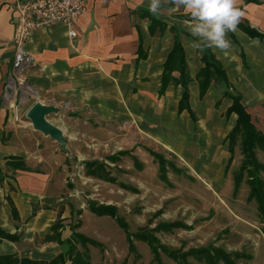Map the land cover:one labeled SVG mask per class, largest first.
Listing matches in <instances>:
<instances>
[{"label":"crops","instance_id":"1","mask_svg":"<svg viewBox=\"0 0 264 264\" xmlns=\"http://www.w3.org/2000/svg\"><path fill=\"white\" fill-rule=\"evenodd\" d=\"M17 1L0 0V256L51 261L68 253L74 232L83 234L82 226L74 228L79 221L82 225L81 220L71 225L63 199L48 194L49 178L36 159L41 150L35 142L27 143L43 137L26 128L23 117L37 103L57 109L47 119L64 133L69 132L63 119L67 116L92 118L97 123L124 120L174 153L195 158L202 140L198 115L209 118L213 107L225 103L226 118L234 117L230 131L233 129L237 116H227L232 105L225 97L229 91L242 97L253 123L264 133V37H253L243 29L264 35V0H238L245 15L238 30L227 34L232 43L227 52L193 47L198 38L190 35L186 22L191 18L182 8L163 7L153 16L148 11L150 0H88L86 11L74 25L77 37L71 38L70 29L63 24L37 29L25 46L32 64L14 73L13 37L21 26ZM176 41L186 54L190 106L196 122L187 111L179 113L184 91L180 84L170 83L161 94L165 64ZM206 54L221 63L228 85L213 80L201 97L198 74L205 67ZM172 76L179 78L180 73L175 71ZM176 92L179 96L175 98ZM173 114L183 119L182 130L190 126L197 130L193 141L186 132L177 131L179 123L170 117ZM227 149L226 174L229 143ZM122 151L137 158L134 148L111 156ZM108 158L104 162L111 167L122 161L113 164ZM3 234L16 240L5 239ZM78 249L83 247L78 245Z\"/></svg>","mask_w":264,"mask_h":264},{"label":"rangeland","instance_id":"2","mask_svg":"<svg viewBox=\"0 0 264 264\" xmlns=\"http://www.w3.org/2000/svg\"><path fill=\"white\" fill-rule=\"evenodd\" d=\"M174 96L176 98L179 93H174ZM211 111L209 118L198 115L202 140L196 159L174 153L152 135L147 136L135 124L124 120L97 123L92 118L78 120L67 116L63 119L67 120L65 127L69 132H63V145L34 129L28 118L29 112L24 111L26 128H33L43 136L32 138L27 143L33 145L35 142L36 148L41 150L40 157L36 159H40V165L49 178L48 194L63 199L70 211L71 225L81 220L80 231L102 244V247L87 245L91 264L155 263L147 243L136 241L135 253L131 252L126 231L113 218L100 217L88 211L90 201L116 206L131 234L142 228L153 229L162 222H182L188 226L187 229L157 234L162 244L170 249L188 251L214 245L228 253L239 252L248 256L239 259L238 264H264V219L258 213L256 202L248 201L249 187L245 182L234 195L233 176L243 159L240 143L236 147L235 159L225 173L229 157L226 137L234 117L226 118L225 103ZM197 113L200 114L199 111ZM170 117L179 123L177 131L186 132L193 141L197 130L192 126L182 130L183 119L174 114ZM214 146L213 150L211 147ZM132 148L142 163V170H137L128 157L111 168L119 183L135 188L136 192L85 175L84 163L106 161L112 154ZM187 148L193 150L190 145ZM146 149L165 155L185 173L177 174L169 169L167 180H161L159 165ZM210 151L212 154H208ZM257 156L264 164V153L257 150ZM162 260L165 264H177L165 255H162ZM189 262L203 264L192 257Z\"/></svg>","mask_w":264,"mask_h":264},{"label":"trees","instance_id":"3","mask_svg":"<svg viewBox=\"0 0 264 264\" xmlns=\"http://www.w3.org/2000/svg\"><path fill=\"white\" fill-rule=\"evenodd\" d=\"M245 32L253 37L263 38L264 35L252 30L248 27L243 28ZM205 67L199 72L198 79L201 86V97L206 94L211 82L218 80L228 85L226 72L219 61L212 54H206L203 58ZM178 71L179 78H174L172 73ZM189 72L186 60L185 50L179 41H176L173 50L171 51L165 64V71L162 78L161 94L165 92L167 86L174 82L180 84L183 88L182 98L179 104V113L187 111L194 122L197 121L196 116L190 106L189 92ZM225 97L232 100V105L227 111V116L235 114L237 116L236 123L233 129L227 136L229 143L230 158L226 166L228 173L236 153V147L241 144V152L243 159L238 170L234 173V195L238 194L242 184L245 182L249 187V202H256L257 210L261 218L264 219V164H262L257 156V150L264 153V133L261 132L253 123L251 115L248 113L245 106L242 104V97L239 94H232L227 91ZM150 155L157 161L159 165L160 179L167 180L169 169L177 174H183L185 171L179 168L173 161L169 160L165 155L153 150H148ZM123 157H131L134 160L135 167L140 171L143 169L142 164L136 157H133L129 151L119 152L115 156H111L108 160L115 164L122 160ZM85 173L87 176L96 178L111 184H118L121 188L136 192L137 190L131 186L119 183L113 175L111 166L104 161H92L85 163ZM88 210L100 217L108 216L113 218L121 228H123L130 243V251L135 253V242L142 241L148 244L153 255L155 264H165L162 260V255L167 256L177 264H190L189 258L192 257L196 261L203 264H238L239 259L248 258L243 253H228L223 249L210 245L206 248L190 249H170L162 244L157 237L161 232H172L177 229H187L188 226L182 222H162L155 228L148 230L147 228L140 229L136 234L128 232V224L119 216L118 208L114 205H99L95 202H88ZM81 226L79 221L75 225V229ZM60 228V222L56 226ZM3 238L8 240H16V237L3 234ZM102 247L90 238L81 233L74 232L71 240H69V251L66 255H59L51 261H36L28 258L19 259L15 256H0V264H91V256L87 245ZM78 245L83 247V250L78 249ZM137 259L140 255L137 254Z\"/></svg>","mask_w":264,"mask_h":264},{"label":"clouds","instance_id":"4","mask_svg":"<svg viewBox=\"0 0 264 264\" xmlns=\"http://www.w3.org/2000/svg\"><path fill=\"white\" fill-rule=\"evenodd\" d=\"M238 0H150L148 11L159 15L163 7L172 11L183 9L191 18L187 21L195 48H208L227 52L232 43L229 32H236L245 13L237 6Z\"/></svg>","mask_w":264,"mask_h":264},{"label":"built area","instance_id":"5","mask_svg":"<svg viewBox=\"0 0 264 264\" xmlns=\"http://www.w3.org/2000/svg\"><path fill=\"white\" fill-rule=\"evenodd\" d=\"M88 0H19L17 10L21 26L14 33L15 56L12 64L14 73L23 72L33 62L26 51V43L32 34L40 28L54 24L67 26L69 36L77 37L74 25L86 11Z\"/></svg>","mask_w":264,"mask_h":264},{"label":"water","instance_id":"6","mask_svg":"<svg viewBox=\"0 0 264 264\" xmlns=\"http://www.w3.org/2000/svg\"><path fill=\"white\" fill-rule=\"evenodd\" d=\"M55 112H57L55 107L37 103L29 111L28 118L31 120L34 129L45 135L51 136V138L58 140L64 145L65 141L63 131L50 123L47 119L50 114Z\"/></svg>","mask_w":264,"mask_h":264}]
</instances>
